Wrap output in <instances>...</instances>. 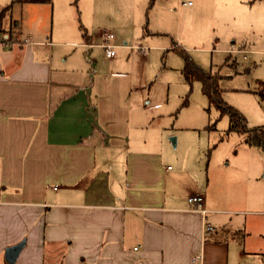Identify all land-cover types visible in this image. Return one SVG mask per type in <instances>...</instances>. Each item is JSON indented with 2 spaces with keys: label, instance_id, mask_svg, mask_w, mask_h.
<instances>
[{
  "label": "crops",
  "instance_id": "0c3cea01",
  "mask_svg": "<svg viewBox=\"0 0 264 264\" xmlns=\"http://www.w3.org/2000/svg\"><path fill=\"white\" fill-rule=\"evenodd\" d=\"M55 13L54 0H0V33L11 34L0 41V264H264V209L210 197L208 173L183 157L165 165L152 82L134 65L109 72L122 65L116 51L90 70L103 36L95 43L79 21L80 32L69 10L71 32L54 39ZM195 194L204 213L187 201Z\"/></svg>",
  "mask_w": 264,
  "mask_h": 264
},
{
  "label": "rangeland",
  "instance_id": "374dc122",
  "mask_svg": "<svg viewBox=\"0 0 264 264\" xmlns=\"http://www.w3.org/2000/svg\"><path fill=\"white\" fill-rule=\"evenodd\" d=\"M148 1L54 0L59 22L54 29L48 24L47 35L51 29L54 39L71 32L69 10L75 12L78 28L80 21L93 39L98 37L95 43L101 32L114 34L109 42L121 44L113 49L122 65L108 71L130 74L135 66L152 82L150 99L161 104L154 109L158 117L151 136L159 141V133L165 134L163 143L152 147L164 151L165 165L173 166L177 157H183L190 167L200 168L202 180L208 173L205 192L210 197L221 193L233 197L234 208L247 204L264 209V147L247 144L244 133L227 131L228 116L209 103L198 79L186 80L178 51L202 69L217 71L223 102L237 109L249 127H264V98L259 95L264 94V17L256 20L264 0H189L195 3L193 14L185 9L189 5L183 1L188 0H155L150 7ZM159 5L170 11V17L167 13L161 17ZM141 48L146 56L140 54ZM86 58L90 70L98 61L103 68L110 67L99 44Z\"/></svg>",
  "mask_w": 264,
  "mask_h": 264
},
{
  "label": "trees",
  "instance_id": "16d2710c",
  "mask_svg": "<svg viewBox=\"0 0 264 264\" xmlns=\"http://www.w3.org/2000/svg\"><path fill=\"white\" fill-rule=\"evenodd\" d=\"M22 2H50L51 0H20ZM155 0H149L148 6L150 7ZM11 36V34H10ZM177 51V49H176ZM184 58V65L182 73L186 80L198 79L201 83V89L206 94L210 104L222 113L228 116V129L227 131H235L245 134V142L251 146L264 147V127H249L246 123L244 116L232 106L226 104L221 99V91L218 87V73L217 71H206L195 64L189 56L183 51L178 50ZM177 51V52H178ZM261 90V89H260ZM264 98V94H259ZM264 260V254H262Z\"/></svg>",
  "mask_w": 264,
  "mask_h": 264
},
{
  "label": "built area",
  "instance_id": "2783aa9c",
  "mask_svg": "<svg viewBox=\"0 0 264 264\" xmlns=\"http://www.w3.org/2000/svg\"><path fill=\"white\" fill-rule=\"evenodd\" d=\"M183 3L185 4H191V1H183ZM102 36H103V42L101 43V46L104 49V54L106 57H113L115 55V51L113 49V44H111L109 42V40L113 39L114 35L110 32H101ZM9 35H3V33H0V41L4 44V45H8L9 44ZM12 40L13 42L19 43V44H25L31 41V36L30 35H26V36H22L20 34H14L12 36ZM139 52L141 55H145L146 51L144 48L139 49ZM188 203H191L193 205V210H199L202 213L205 212L204 209L201 208V204H202V198L200 195L195 194V195H190L187 198ZM205 230L211 231L213 230V226L209 223H207L205 225ZM198 256L193 257V259H197Z\"/></svg>",
  "mask_w": 264,
  "mask_h": 264
},
{
  "label": "water",
  "instance_id": "95a60500",
  "mask_svg": "<svg viewBox=\"0 0 264 264\" xmlns=\"http://www.w3.org/2000/svg\"><path fill=\"white\" fill-rule=\"evenodd\" d=\"M175 139V138H173ZM24 241L18 242L15 245L9 246L5 249V259L7 262H14L21 247L23 246Z\"/></svg>",
  "mask_w": 264,
  "mask_h": 264
}]
</instances>
